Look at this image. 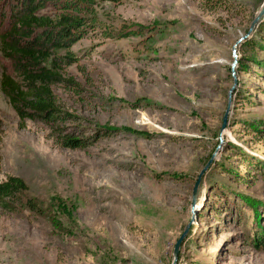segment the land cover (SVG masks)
<instances>
[{"label":"rangeland","instance_id":"374dc122","mask_svg":"<svg viewBox=\"0 0 264 264\" xmlns=\"http://www.w3.org/2000/svg\"><path fill=\"white\" fill-rule=\"evenodd\" d=\"M263 1H97L78 87L53 89L84 149L21 127L0 91V182L65 207L57 227L0 209V264H171L190 222L177 264H264V17L237 44Z\"/></svg>","mask_w":264,"mask_h":264},{"label":"trees","instance_id":"16d2710c","mask_svg":"<svg viewBox=\"0 0 264 264\" xmlns=\"http://www.w3.org/2000/svg\"><path fill=\"white\" fill-rule=\"evenodd\" d=\"M97 1L119 0H0V55L9 68L1 72L0 91L21 127L25 121L42 123L62 149H84L92 140L66 131L67 123L80 118L57 105L53 89L78 87L66 69L78 63L72 46L97 24ZM49 6L55 14L45 12ZM28 192L21 178L8 176L0 182V209L47 218L57 227L65 207L58 203L57 213L50 214Z\"/></svg>","mask_w":264,"mask_h":264},{"label":"water","instance_id":"95a60500","mask_svg":"<svg viewBox=\"0 0 264 264\" xmlns=\"http://www.w3.org/2000/svg\"><path fill=\"white\" fill-rule=\"evenodd\" d=\"M263 17H264V1L261 4V6H260L258 12L256 13V15L254 16L253 20L251 21V23L249 25V28L247 30L246 35L244 37L240 38L237 41V44L238 43H241L244 39H247L252 34L253 30L255 29V27L257 26V24L262 20ZM233 53H235V50H233ZM236 65H237V57L235 56L234 57V61H233L232 66H231L232 70L235 69ZM234 87H235V84L232 86V88L229 91V95H228L229 98L231 96V92L234 89ZM226 119H227V112H226V114L223 117L222 129L225 128ZM204 170H202V172L198 175L197 180H196V182L194 184L193 195H192V202H191V204H192L191 211L192 212H194V210H195V198H196L198 186L200 184L201 177H202V174H203V171ZM190 223L187 224V226L184 228L183 232L181 233V235L179 236V238L176 240V242L174 244V248H173V251H172V262H171V264H177V260H178V255H179V252H180V248H181V245H182L184 239L187 236V233H188L189 227H190Z\"/></svg>","mask_w":264,"mask_h":264}]
</instances>
